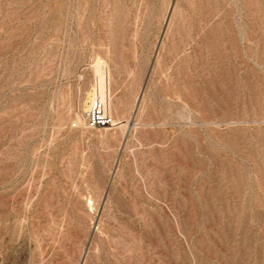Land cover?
Listing matches in <instances>:
<instances>
[{"label":"rangeland","instance_id":"1","mask_svg":"<svg viewBox=\"0 0 264 264\" xmlns=\"http://www.w3.org/2000/svg\"><path fill=\"white\" fill-rule=\"evenodd\" d=\"M0 264H264V0H0Z\"/></svg>","mask_w":264,"mask_h":264},{"label":"built area","instance_id":"2","mask_svg":"<svg viewBox=\"0 0 264 264\" xmlns=\"http://www.w3.org/2000/svg\"><path fill=\"white\" fill-rule=\"evenodd\" d=\"M100 106L98 105L88 113L87 122L90 127L104 128L111 122L109 115Z\"/></svg>","mask_w":264,"mask_h":264}]
</instances>
